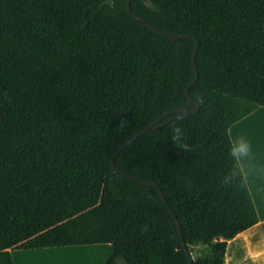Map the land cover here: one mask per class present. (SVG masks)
Returning <instances> with one entry per match:
<instances>
[{"label": "trees", "instance_id": "16d2710c", "mask_svg": "<svg viewBox=\"0 0 264 264\" xmlns=\"http://www.w3.org/2000/svg\"><path fill=\"white\" fill-rule=\"evenodd\" d=\"M126 1L0 0V264L12 250L105 244V264H189L157 190L111 159L160 115L194 107L195 42L135 21ZM130 9L197 39L199 110L162 118L114 163L159 186L192 264H224L227 241L258 222L228 128L264 108V0ZM173 121L193 151L177 150Z\"/></svg>", "mask_w": 264, "mask_h": 264}, {"label": "crops", "instance_id": "0c3cea01", "mask_svg": "<svg viewBox=\"0 0 264 264\" xmlns=\"http://www.w3.org/2000/svg\"><path fill=\"white\" fill-rule=\"evenodd\" d=\"M232 146L241 138L251 146L248 156L238 160L246 186L250 193L258 222L252 228L227 241L224 264H264V108L252 113L228 128ZM105 248L102 251L105 264L112 254V246L91 245L70 248L10 251L14 264H59L46 263L49 259L70 251H87ZM27 256V257H26Z\"/></svg>", "mask_w": 264, "mask_h": 264}, {"label": "water", "instance_id": "95a60500", "mask_svg": "<svg viewBox=\"0 0 264 264\" xmlns=\"http://www.w3.org/2000/svg\"><path fill=\"white\" fill-rule=\"evenodd\" d=\"M126 11L127 13L130 15V17H132L135 21L137 22H140L142 24H144L145 26H147L148 28H150L151 30L153 31H156L157 33H159L160 35L172 40V41H178L180 39H183V38H190L192 39L194 42H195V47H194V52H193V55H192V62H193V68H194V71H195V76L194 78L192 79L191 83L185 88L184 92H185V95L187 97V99L192 102L194 104V107L192 109H184V110H171V111H167L165 112L164 114L160 115L159 117H157L154 121H152L147 127H145L144 129H142L141 131H139L138 133H136L134 136H132L128 141H126L125 143H123L116 151L115 153L113 154V157L111 159V166L113 167L114 171L116 173H119L127 178H129L130 180L136 182V183H139L143 186H147V187H152V188H155L164 204V206L166 207V209L168 210V212L170 213V215L172 216L175 224H176V227H177V231H178V237H179V240H180V243H181V246H182V249L183 251L185 252L187 258H188V261H189V264H192L193 262V259H192V255L191 253L189 252V250L187 249L185 243H184V240H183V237H182V234H181V230H180V225L175 217V215L172 213L171 209L168 207L166 201H165V198H164V195L161 191V189L159 188V186L155 185V184H148V183H145L143 181H140L130 175H128L127 173L123 172L122 170H120L114 163V158L116 157V155L122 150L124 149L126 146L130 145L131 143H133L135 140H137L140 136H142L144 133H146L147 131L151 130L152 128L156 127V125L161 121L162 118L172 114V113H181L183 115V117H186L190 114L194 115L198 112L199 110V104L197 102H195L193 99H191L188 95V88L190 85H192L196 79H197V72H196V68H195V62H194V58H195V55L197 53V50H198V41L196 38L192 37V36H188V35H179V34H176V33H165V32H161L157 29H155L152 25H150L148 22L144 21L143 19L137 17L136 15L132 14L131 12V9H130V0H127L126 1ZM181 116H179L177 119H180ZM160 129V128H158Z\"/></svg>", "mask_w": 264, "mask_h": 264}, {"label": "clouds", "instance_id": "9594fccd", "mask_svg": "<svg viewBox=\"0 0 264 264\" xmlns=\"http://www.w3.org/2000/svg\"><path fill=\"white\" fill-rule=\"evenodd\" d=\"M199 102L202 103L203 101L200 100ZM119 127L124 128V123L121 122ZM167 127L171 130L170 139L174 143L177 150L182 151V152L193 151V146L189 145L186 142L184 130L180 126H178L173 121L171 123L169 122ZM250 151H251L250 144L241 138L231 147L230 155L233 157L234 160H239L241 157L248 156ZM235 175H236L235 172H229L228 174H226L221 182L222 185H225V186L228 185Z\"/></svg>", "mask_w": 264, "mask_h": 264}, {"label": "rangeland", "instance_id": "374dc122", "mask_svg": "<svg viewBox=\"0 0 264 264\" xmlns=\"http://www.w3.org/2000/svg\"><path fill=\"white\" fill-rule=\"evenodd\" d=\"M87 251H70L61 256L53 257L46 263L58 262L59 264H102V251L105 248H99Z\"/></svg>", "mask_w": 264, "mask_h": 264}, {"label": "bare ground", "instance_id": "6f19581e", "mask_svg": "<svg viewBox=\"0 0 264 264\" xmlns=\"http://www.w3.org/2000/svg\"><path fill=\"white\" fill-rule=\"evenodd\" d=\"M27 257V256H26Z\"/></svg>", "mask_w": 264, "mask_h": 264}]
</instances>
